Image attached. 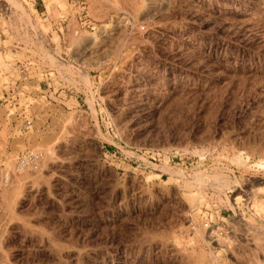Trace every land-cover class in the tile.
I'll return each instance as SVG.
<instances>
[{
  "label": "rangeland",
  "instance_id": "obj_1",
  "mask_svg": "<svg viewBox=\"0 0 264 264\" xmlns=\"http://www.w3.org/2000/svg\"><path fill=\"white\" fill-rule=\"evenodd\" d=\"M5 1L0 264H264V0Z\"/></svg>",
  "mask_w": 264,
  "mask_h": 264
},
{
  "label": "built area",
  "instance_id": "obj_2",
  "mask_svg": "<svg viewBox=\"0 0 264 264\" xmlns=\"http://www.w3.org/2000/svg\"><path fill=\"white\" fill-rule=\"evenodd\" d=\"M12 9L16 11L13 7H11L6 1L0 3V17H2V14H5L6 12H11ZM27 11L26 9L22 8V14L26 16V21L32 22V15L30 13H25ZM32 11L36 13V8L34 5H32ZM17 13L21 14V11H16ZM28 12V11H27ZM21 74V71H19ZM41 158L40 154L33 153V152H25L23 153L17 163V169L20 171L32 168L36 166V163Z\"/></svg>",
  "mask_w": 264,
  "mask_h": 264
}]
</instances>
